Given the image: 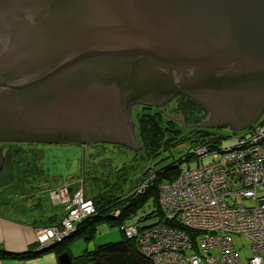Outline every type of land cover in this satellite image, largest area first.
<instances>
[{
  "label": "water",
  "instance_id": "water-1",
  "mask_svg": "<svg viewBox=\"0 0 264 264\" xmlns=\"http://www.w3.org/2000/svg\"><path fill=\"white\" fill-rule=\"evenodd\" d=\"M176 95L209 128L259 119L264 0H0V144L137 150L134 106Z\"/></svg>",
  "mask_w": 264,
  "mask_h": 264
},
{
  "label": "built area",
  "instance_id": "built-area-1",
  "mask_svg": "<svg viewBox=\"0 0 264 264\" xmlns=\"http://www.w3.org/2000/svg\"><path fill=\"white\" fill-rule=\"evenodd\" d=\"M246 132L234 135L230 147H198L196 156L213 154L209 163L159 184L157 222L140 226L133 214L120 225L154 264H264V111ZM54 195L70 199L67 189ZM75 199L56 224L36 229L41 246L61 240L96 214L91 200L81 193ZM233 235L250 242L246 263Z\"/></svg>",
  "mask_w": 264,
  "mask_h": 264
},
{
  "label": "rangeland",
  "instance_id": "rangeland-1",
  "mask_svg": "<svg viewBox=\"0 0 264 264\" xmlns=\"http://www.w3.org/2000/svg\"><path fill=\"white\" fill-rule=\"evenodd\" d=\"M153 108L160 110L159 107L154 106ZM160 108L167 114L179 115L175 97L169 99L160 106ZM140 111V106H134L132 110L134 119L136 114ZM169 117L174 118L180 123L175 116L169 115ZM207 118L208 112L203 120ZM179 126L181 127V137L184 139L183 142L171 147L169 150L162 151L154 160H146L142 157V152L140 151L141 145L137 150H134L128 146L111 143H14L12 150L14 155V166L12 168V160H10L7 154L3 167L4 171L0 172V194L4 189L2 187L5 185L13 191H24L23 195H26L28 192L26 193L25 191L29 190L30 184L32 185L30 187L32 193L33 191L37 193L41 191L45 194L46 199L42 201L45 202L50 212L59 213L65 210L66 205L73 203L74 200L76 201L75 198L78 194L81 193L83 198L92 201L90 196L103 190V185L107 181L109 185L112 184L111 182H121V177L126 174L127 178L126 182L122 185V191L126 195H130L136 192L135 190L142 187L145 183V180H140L141 173L145 168L152 165V163L161 158H165L164 163L166 164L173 160H177L187 152H193V148H191L187 140L189 136L194 135L191 133L192 129L190 130V126ZM198 126L214 130L222 135L223 138L220 143V147L222 148L230 147L234 144V135L247 133V129L233 132L229 127L209 128L201 123ZM194 127L195 126H193V128ZM212 155L213 154L200 157L194 156L189 162L182 161L180 167L182 170L195 169L198 165L209 163L212 159ZM154 176L155 174L152 175L149 180ZM146 177L148 178L149 175H146ZM66 189L70 194L69 201H61L62 196H58L60 193L52 196L56 191ZM78 190L81 192L77 193ZM34 196L35 195L32 196V205H35L37 202L39 204L41 199L38 200V198ZM21 197L20 194V198ZM22 200H26L25 202L28 206H23L21 219H34L37 211L29 206L31 202L30 197L26 199L23 197ZM153 210H155V205L152 198H149L144 206L137 210L136 215L143 218L141 226H147L157 222L158 218L155 216L146 218ZM129 222V220H126V223ZM95 228L96 230L91 239L87 240L85 236L79 235L69 242L68 247L73 257L82 255L86 249H93L99 244L119 241L122 238L118 225H110L107 221H103L98 223ZM232 239L241 260L243 263H246V257H248L251 252L250 242L244 236L239 235H233Z\"/></svg>",
  "mask_w": 264,
  "mask_h": 264
},
{
  "label": "trees",
  "instance_id": "trees-1",
  "mask_svg": "<svg viewBox=\"0 0 264 264\" xmlns=\"http://www.w3.org/2000/svg\"><path fill=\"white\" fill-rule=\"evenodd\" d=\"M175 99L177 101V111L182 116L183 124L190 125L191 133L194 134L187 139L191 148H193V152H187L177 160L166 164L164 163L165 158L152 163L141 173L140 180H145L144 187L137 188L136 192L130 195H126L122 191V185L127 178L126 174L121 177V182L115 181L109 185L107 181L103 185V190L90 196L96 207V214L79 223L73 232L62 238L63 240L42 246L36 242L30 249L21 252L0 250V258H25L53 250L57 255L67 251L71 258L70 264H154L151 257L139 250L134 239L127 237L121 229L122 238L119 241L99 244L93 249H86L82 255L77 257H73L68 246L69 242L79 235L85 236L87 240L91 239L96 230L95 226L100 222L107 221L110 225H118L120 228V225L129 220L131 215H136L137 210L143 207L149 198H152L155 210L148 214L146 218L150 216L158 218L159 184L176 177L182 170L180 167L181 162L191 161L196 156L195 151L198 147H207L212 150L220 146L222 135L214 130L197 125L206 117L207 110L184 95H176ZM139 106L141 111L136 114L134 120L137 138L141 145L140 151L144 159L154 160L162 151L169 150L171 147L183 142L184 139L181 137V127L179 125H184L180 124L181 122L178 123L174 118L166 115L164 111L163 113L152 106ZM193 126L195 127L193 128ZM154 174L155 176L149 180ZM146 175H149V177L147 178ZM59 213L55 212L50 217L52 223H57L56 216ZM136 216L141 226L143 218Z\"/></svg>",
  "mask_w": 264,
  "mask_h": 264
},
{
  "label": "crops",
  "instance_id": "crops-1",
  "mask_svg": "<svg viewBox=\"0 0 264 264\" xmlns=\"http://www.w3.org/2000/svg\"><path fill=\"white\" fill-rule=\"evenodd\" d=\"M32 185L29 184V190L24 191H13L11 188L4 185L2 193L0 194V250L21 252L30 249L36 244V229L50 225L52 223L50 217L55 212L51 213L50 209L47 208L45 202L42 200L46 199L43 192H36L30 188ZM21 194V198H20ZM38 198V202L32 205V199ZM37 195V196H36ZM44 195V196H43ZM47 195V194H46ZM25 197L31 199L29 206L37 211L35 218L33 219H21V211L23 206L26 205V200H22ZM20 198V199H19ZM61 216V212L57 214L56 221ZM56 223V222H55ZM54 224V223H52ZM247 259V257H246ZM243 262V261H242ZM0 264H59L57 261V254L55 251H47L43 254L34 255L25 258H0Z\"/></svg>",
  "mask_w": 264,
  "mask_h": 264
},
{
  "label": "flooded vegetation",
  "instance_id": "flooded-vegetation-1",
  "mask_svg": "<svg viewBox=\"0 0 264 264\" xmlns=\"http://www.w3.org/2000/svg\"><path fill=\"white\" fill-rule=\"evenodd\" d=\"M137 106H139V105H137ZM13 144L14 143H4V144H0V148L2 149L3 154H4L3 162L0 165V172L4 171V168L3 167H4V164H5V160H6V157H7L6 155L7 154H8V157L10 158V160H12V162H11L12 168L14 166V161H13L14 155H13V151H12L13 150Z\"/></svg>",
  "mask_w": 264,
  "mask_h": 264
},
{
  "label": "bare ground",
  "instance_id": "bare-ground-1",
  "mask_svg": "<svg viewBox=\"0 0 264 264\" xmlns=\"http://www.w3.org/2000/svg\"><path fill=\"white\" fill-rule=\"evenodd\" d=\"M63 240V239H62Z\"/></svg>",
  "mask_w": 264,
  "mask_h": 264
}]
</instances>
